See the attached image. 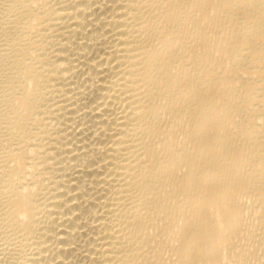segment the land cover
Returning <instances> with one entry per match:
<instances>
[{
  "label": "bare ground",
  "instance_id": "bare-ground-1",
  "mask_svg": "<svg viewBox=\"0 0 264 264\" xmlns=\"http://www.w3.org/2000/svg\"><path fill=\"white\" fill-rule=\"evenodd\" d=\"M0 264H264V0H0Z\"/></svg>",
  "mask_w": 264,
  "mask_h": 264
}]
</instances>
